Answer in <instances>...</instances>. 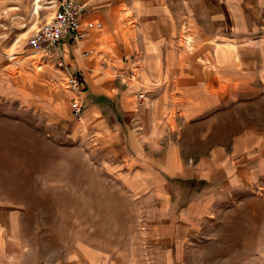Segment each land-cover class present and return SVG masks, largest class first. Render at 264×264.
<instances>
[{
  "label": "crops",
  "instance_id": "crops-1",
  "mask_svg": "<svg viewBox=\"0 0 264 264\" xmlns=\"http://www.w3.org/2000/svg\"><path fill=\"white\" fill-rule=\"evenodd\" d=\"M255 2L248 19L237 0H184L189 17L182 23L173 0H136L131 7L89 0L82 22L102 29L79 45L65 43L76 47L72 57L64 46L65 58L85 91L74 132L129 172L126 184L136 171L138 191L169 202V216L223 194L264 189V0ZM123 6L135 21L124 17ZM116 26H124L122 35ZM183 29L190 34L182 48ZM109 36L117 45L113 56L103 51ZM135 61L138 79L131 81ZM37 253L0 228V264L119 261L88 244L61 258L39 260Z\"/></svg>",
  "mask_w": 264,
  "mask_h": 264
},
{
  "label": "rangeland",
  "instance_id": "rangeland-1",
  "mask_svg": "<svg viewBox=\"0 0 264 264\" xmlns=\"http://www.w3.org/2000/svg\"><path fill=\"white\" fill-rule=\"evenodd\" d=\"M101 1L131 7L136 0ZM173 1L184 23V0ZM255 1L237 0L243 17L252 19ZM57 2L0 0V228L39 260L88 244L118 264H264V189L223 194L169 216V202L138 191L136 171L126 184L129 172L74 132L70 94L54 84L55 67H43L27 46ZM126 7L124 17L135 21ZM115 28L122 35L124 26ZM184 29L182 48L190 34ZM107 38L103 51L113 56L117 45ZM63 46L75 57L74 45Z\"/></svg>",
  "mask_w": 264,
  "mask_h": 264
},
{
  "label": "built area",
  "instance_id": "built-area-1",
  "mask_svg": "<svg viewBox=\"0 0 264 264\" xmlns=\"http://www.w3.org/2000/svg\"><path fill=\"white\" fill-rule=\"evenodd\" d=\"M53 15L36 28L27 40V46L34 55L38 56L43 67H55V85L64 88L70 94L72 114L80 119L83 114L85 91L81 75L75 71L66 61L64 44L79 45L91 30H101L99 22H82V16L86 12V5L76 0H58ZM93 54L92 51L84 53V56ZM138 62L135 61L130 71L129 79L137 81ZM143 95L139 96V100Z\"/></svg>",
  "mask_w": 264,
  "mask_h": 264
}]
</instances>
